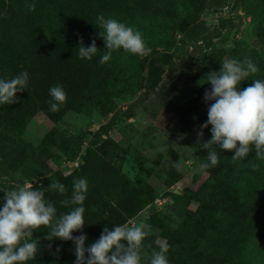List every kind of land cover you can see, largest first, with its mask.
I'll use <instances>...</instances> for the list:
<instances>
[{"label": "trees", "instance_id": "1", "mask_svg": "<svg viewBox=\"0 0 264 264\" xmlns=\"http://www.w3.org/2000/svg\"><path fill=\"white\" fill-rule=\"evenodd\" d=\"M199 2L201 6L209 4L208 0ZM225 2L212 0L210 4L218 9ZM33 3L34 11L29 9ZM174 8L175 19L167 15L158 20L152 13L130 6L129 0H0V79L10 80L23 71L29 74L27 90L17 93L16 103L0 104V189L16 186V175L37 189H47L52 181H58L65 185L66 192L45 194L56 207L58 218L76 207L60 204L71 198L74 180L86 178V224L81 231L73 232L74 236L88 237L86 246L98 240L106 226L122 225L145 207H151L158 192L141 176L130 178L122 171L121 147L109 133L111 118L91 133L83 149V133L73 135L53 127L39 143L30 144L22 137L24 129L38 112L52 121H58L69 110L97 112L105 117L115 110V98L120 95L137 94L139 100H145L154 92L159 98L152 102L163 103L166 110H176L188 128L211 85L205 84L203 76L195 84L185 81L178 73L175 58L180 59L191 42L209 44L227 19L219 18L211 29L198 22L195 30H187L186 20L193 21L199 15L195 0H175ZM100 14L139 30L151 53L140 58L123 49L114 50L111 59L101 64L100 58L107 49L98 35ZM253 21L264 50V18L253 15ZM177 29H185L187 34L182 43H173L169 53L158 50L169 48ZM81 38L85 46L96 40L100 52L91 60L78 55ZM254 53L253 62L259 71L242 81L241 89L253 84L252 80L264 79V52ZM145 68L147 75L143 74ZM165 70L175 73L167 83H161ZM58 83L67 99L58 111L52 112L50 105L54 101L49 89ZM127 130L134 133L129 123L119 132L130 140ZM53 147L59 149L64 161H81L67 174L53 170L48 164L56 156ZM233 155L234 151H223L215 170L209 168L211 174L197 189L175 194L184 207L191 200L197 202L177 225L161 209L153 210L147 217L146 223L160 229L164 244L169 247V264H264V214L258 211L264 208V159L255 158V149L239 160H233ZM201 158L203 164L208 163L206 156ZM4 196L5 192L0 191V208ZM254 212L259 216L246 232L251 253L242 256L241 246L234 241L238 237L236 215ZM48 231V227H41L33 233V238L41 240L40 253L27 264H75L74 241L57 238L49 242L44 238ZM160 244L143 241L141 264H150L151 252L159 251ZM57 248L61 251L57 252Z\"/></svg>", "mask_w": 264, "mask_h": 264}, {"label": "rangeland", "instance_id": "2", "mask_svg": "<svg viewBox=\"0 0 264 264\" xmlns=\"http://www.w3.org/2000/svg\"><path fill=\"white\" fill-rule=\"evenodd\" d=\"M208 1L209 4L201 6L199 0H195L199 15L193 21L186 20L187 30H195L198 22L211 29L221 17L227 19V22L217 36L213 35L209 44L201 41L191 42L185 47L186 51L180 59L175 58L178 73H182L185 81H191L192 84L199 81L201 76L205 78L211 71H219L225 59L243 61L245 58H251L253 61L254 51L264 52L263 44L257 36V25L253 21V15L260 14L264 18V0H226L224 6L218 9L210 4L212 0ZM174 3L175 0H129L130 6L143 12L148 11L158 20L167 15L175 19ZM184 30H175V38L171 40L169 48L159 47L158 50L169 53L174 47L173 43H182L183 38L187 36ZM147 73L148 69L145 68L143 74ZM174 73L165 70L160 82L167 83ZM157 98L159 95L156 92L151 93L145 100H139L137 94L124 93L115 98V110L105 117L97 112L85 114L69 110L58 121H52L43 112H38L27 123L22 137L30 144H37L56 127L73 135L83 133V149L91 138V133L99 125L106 123L110 118L113 119L109 133L121 147L119 155L122 157V171L130 178L141 176L159 194L151 207H145L122 225L143 223L146 230L150 231L145 240L162 244L166 241L161 236L160 229L148 225L147 217L153 210L161 209L172 218L174 225H177L188 210L196 207L197 202L191 200L189 206L184 207L175 194H182L186 189H197L211 174L209 168L203 171L200 169L203 164L201 155L207 156L208 150L198 147L197 136L200 125L207 121L209 104L201 98L202 106L193 115L189 127L185 128L176 110H166L163 103L152 102ZM128 123L134 129V133L127 130L131 135L130 140L119 132ZM203 131V139H211V125ZM52 150L56 156L50 158L48 164L53 170L67 174L76 167L75 162L64 161L57 147ZM216 150L218 154L227 151L219 150L218 147ZM210 169L215 170V166ZM14 177L15 185L29 183L18 175ZM258 211L264 214V208ZM258 216L257 212L248 216L242 213L236 215L235 231L237 230L238 237L234 241L241 246L242 256L251 253L246 232ZM262 224L264 226V222Z\"/></svg>", "mask_w": 264, "mask_h": 264}, {"label": "clouds", "instance_id": "3", "mask_svg": "<svg viewBox=\"0 0 264 264\" xmlns=\"http://www.w3.org/2000/svg\"><path fill=\"white\" fill-rule=\"evenodd\" d=\"M29 9L34 11L35 4L29 5ZM97 22L101 30L98 35L107 49L100 58L101 64L111 59L114 50L123 49L139 56L151 53L142 33L134 27L113 18L106 19L103 14L98 15ZM98 52L95 39L91 45L85 46L81 38L78 48L81 59L91 60ZM221 64L219 71H211L202 79L211 88L206 89L204 94V100L209 104L208 118L197 130L198 147L208 150V163L200 165L201 171L218 164L217 147L219 150L234 151L233 160L247 157L253 149L256 159H264V79L252 80L253 84L241 89V82L257 73L258 66L251 58L243 61L225 59ZM28 79L27 71L20 72L10 80L0 79V104L16 103L17 93L27 90ZM49 94L54 101L50 111L56 112L59 105L66 101L67 94L59 83L49 89ZM209 125L211 139L205 141L203 130ZM0 191L5 192V202L0 208V264H27L35 259L40 253L41 240L33 238V233L41 227L49 228L44 237L49 242L57 238L74 241L75 264H141L143 241L150 234L143 223L115 225L113 228L106 226L100 238L89 246H86V235H73L86 224L83 207L88 192L86 178L74 180L71 198L62 200L60 204L62 207H76L58 218L56 207L45 198L46 192H66L65 185L58 181H52L47 189L43 186L37 189L25 182ZM56 251L61 249L57 248ZM168 251L167 244H160L159 251L151 252L150 264H169Z\"/></svg>", "mask_w": 264, "mask_h": 264}, {"label": "built area", "instance_id": "4", "mask_svg": "<svg viewBox=\"0 0 264 264\" xmlns=\"http://www.w3.org/2000/svg\"><path fill=\"white\" fill-rule=\"evenodd\" d=\"M75 160H76V161L73 160V161H71V162H75L74 164H75V166H77L78 163H79L81 160H80V158H76Z\"/></svg>", "mask_w": 264, "mask_h": 264}]
</instances>
